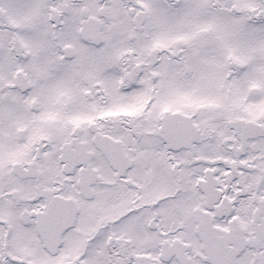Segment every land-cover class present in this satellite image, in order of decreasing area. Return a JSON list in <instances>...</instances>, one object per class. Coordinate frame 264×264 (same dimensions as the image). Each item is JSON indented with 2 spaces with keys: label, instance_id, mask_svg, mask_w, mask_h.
<instances>
[{
  "label": "snow or ice",
  "instance_id": "6c2138e0",
  "mask_svg": "<svg viewBox=\"0 0 264 264\" xmlns=\"http://www.w3.org/2000/svg\"><path fill=\"white\" fill-rule=\"evenodd\" d=\"M0 264H264V0H0Z\"/></svg>",
  "mask_w": 264,
  "mask_h": 264
}]
</instances>
